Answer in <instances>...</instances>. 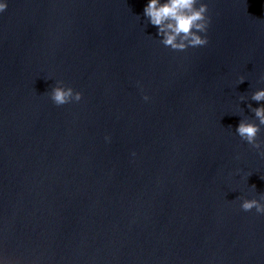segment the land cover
Instances as JSON below:
<instances>
[{"label":"clouds","instance_id":"1","mask_svg":"<svg viewBox=\"0 0 264 264\" xmlns=\"http://www.w3.org/2000/svg\"><path fill=\"white\" fill-rule=\"evenodd\" d=\"M7 8L8 0H0V14H3ZM137 17L140 18L139 15ZM143 17L146 25L150 24L156 28L155 37L165 48L182 52L188 48L204 47L209 42L207 33L211 17L208 14V3L205 0H146ZM261 79H264V76ZM245 80L243 76L239 77L237 85ZM136 84L142 89L139 81ZM48 94L56 106L79 102L82 99L81 92L65 86L60 80L50 86ZM142 98L146 102L150 100L146 94ZM249 99L257 102L258 106L253 107L251 103H248L247 107L253 114L252 118L241 117L235 127V133L242 141L257 150L258 155L264 157V140L259 139V134L264 129V88L253 91L248 98L239 97L240 102ZM104 139L105 142H110L111 138L106 135ZM131 155L134 157L136 153L133 152ZM250 187L256 188L254 184ZM236 199L240 200V208L243 211L249 212L255 209L257 214L264 215V192H261L258 198L249 199L239 196ZM0 264H10L2 252H0Z\"/></svg>","mask_w":264,"mask_h":264}]
</instances>
